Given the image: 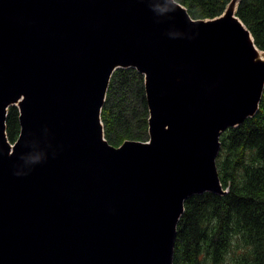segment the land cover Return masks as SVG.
I'll return each mask as SVG.
<instances>
[{
  "label": "water",
  "instance_id": "95a60500",
  "mask_svg": "<svg viewBox=\"0 0 264 264\" xmlns=\"http://www.w3.org/2000/svg\"><path fill=\"white\" fill-rule=\"evenodd\" d=\"M236 12L0 0V264H173L185 201L228 192L220 136L257 113L264 91V60ZM130 67L145 77L149 140L116 147L101 114L112 75Z\"/></svg>",
  "mask_w": 264,
  "mask_h": 264
},
{
  "label": "trees",
  "instance_id": "16d2710c",
  "mask_svg": "<svg viewBox=\"0 0 264 264\" xmlns=\"http://www.w3.org/2000/svg\"><path fill=\"white\" fill-rule=\"evenodd\" d=\"M194 19L222 15L232 0H176ZM236 15L264 51V0H238ZM106 140L149 139L150 109L145 77L119 68L111 77L101 115ZM8 140L21 132L20 110L6 118ZM217 167L225 194L189 197L177 227L173 264H264V93L255 116L220 136Z\"/></svg>",
  "mask_w": 264,
  "mask_h": 264
},
{
  "label": "bare ground",
  "instance_id": "6f19581e",
  "mask_svg": "<svg viewBox=\"0 0 264 264\" xmlns=\"http://www.w3.org/2000/svg\"><path fill=\"white\" fill-rule=\"evenodd\" d=\"M176 1V0H175ZM177 2V1H176ZM179 3V2H178ZM181 4V3H180ZM182 5V4H181ZM185 7V6H184ZM186 8V7H185ZM186 10H187V8H186ZM187 12H188V10H187ZM188 14H189V12H188ZM190 15V14H189ZM191 16V15H190ZM194 19V18H193ZM215 19V18H214ZM197 20H212V19H197ZM249 30V29H248ZM250 31V30H249ZM251 33V32H250ZM252 34V33H251ZM253 36V35H252ZM250 39H251V37H250ZM253 39H254V37H253ZM251 42L253 43V41H252V39H251ZM254 43H255V40H254ZM253 43V45H254V49H255V51H256V55H255V57H254V60L255 61H263L264 60V51L263 50H260V48H258V46L256 45V43L254 44ZM109 88V87H108ZM107 92H108V90H107ZM263 93H264V91H263ZM107 97V96H106ZM262 97H263V94H262ZM261 100H262V98H261ZM106 102V101H105ZM261 102V101H260ZM16 104H19V102H17ZM259 107H260V103H259ZM259 110V109H258ZM258 112V111H257ZM256 115V114H255ZM254 115V116H255ZM251 118V117H250ZM248 119V118H247ZM177 227H178V225H177Z\"/></svg>",
  "mask_w": 264,
  "mask_h": 264
},
{
  "label": "rangeland",
  "instance_id": "374dc122",
  "mask_svg": "<svg viewBox=\"0 0 264 264\" xmlns=\"http://www.w3.org/2000/svg\"><path fill=\"white\" fill-rule=\"evenodd\" d=\"M238 0H233L227 7V10L236 11L237 9ZM148 102V101H147ZM117 147V146H116Z\"/></svg>",
  "mask_w": 264,
  "mask_h": 264
}]
</instances>
